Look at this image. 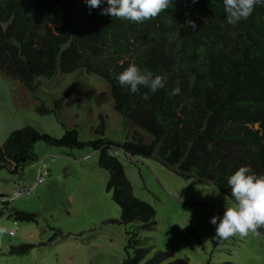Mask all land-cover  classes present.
Segmentation results:
<instances>
[{
	"label": "trees",
	"instance_id": "1",
	"mask_svg": "<svg viewBox=\"0 0 264 264\" xmlns=\"http://www.w3.org/2000/svg\"><path fill=\"white\" fill-rule=\"evenodd\" d=\"M188 19L196 22L195 31L180 27ZM131 63L166 76L165 87L153 94L122 86L117 77ZM79 70L107 82L129 125L127 139L104 138V118L95 128L101 137L91 141L79 140L76 127L57 138L25 125L0 145V169L23 170L36 158L33 148L40 140L69 149L89 145L109 172L120 222H139L144 231L154 229L155 209L134 195L123 164L110 152L114 146L132 158L155 159L183 177L210 183L231 200L227 179L241 165L264 175V6L233 27L223 0H172L165 12L142 24L101 15L100 9L90 13L85 0H0V71L20 82L26 104L43 115L65 111L81 99L71 96L73 87L55 97L52 107L35 93L44 80H64ZM177 86L180 94L172 95ZM14 216L36 219L28 211ZM260 232L264 235V228ZM31 248L21 243L11 252ZM127 248L134 252H127L122 264H139L150 253L135 232ZM170 256L158 251L146 264H190L186 258L166 262Z\"/></svg>",
	"mask_w": 264,
	"mask_h": 264
},
{
	"label": "rangeland",
	"instance_id": "2",
	"mask_svg": "<svg viewBox=\"0 0 264 264\" xmlns=\"http://www.w3.org/2000/svg\"><path fill=\"white\" fill-rule=\"evenodd\" d=\"M69 87L80 101L61 113L43 115L26 104L20 82L0 71V145L25 125L57 138L76 127L79 140H95L101 137L95 128L102 118L104 138L127 139L129 125L117 111L107 82L95 75L79 70L64 80L56 76L44 80L35 94L52 107L54 98ZM33 151L36 158L23 170L0 169V264H122L127 252H134L127 248L131 232L150 248L139 264L158 251L171 253L166 262L186 258L190 264H264L263 234L213 239L215 225L210 219L222 217L225 202L232 200L210 183L112 147L134 195L155 209L156 225L144 231L139 222H120L121 209L108 189L109 172L100 167L99 152L93 147L69 149L40 140ZM17 210L34 212L35 221L17 219ZM21 243L32 248L12 253L11 246Z\"/></svg>",
	"mask_w": 264,
	"mask_h": 264
},
{
	"label": "clouds",
	"instance_id": "3",
	"mask_svg": "<svg viewBox=\"0 0 264 264\" xmlns=\"http://www.w3.org/2000/svg\"><path fill=\"white\" fill-rule=\"evenodd\" d=\"M91 13L92 9H100L101 15H108L115 19L142 24L155 19L172 6V0H85ZM197 0H192L195 4ZM106 3V7L102 5ZM226 20L235 27L242 20L248 19L256 6H264V0H223ZM180 27L197 29L196 22L188 19ZM122 86H127L131 92L136 93L141 87L151 93L165 87L167 77L151 71H142L135 63H131L117 77ZM172 95H179V86L172 89ZM148 99V93L143 94ZM231 190L232 202H225L222 217L213 216L210 223L215 225L213 239L218 242L226 241L239 235L245 238L249 233L260 235L264 228V175H257L250 166L241 165L227 179ZM216 192L218 195V191ZM205 193V192H204ZM207 194V193H205ZM3 229H0L2 231Z\"/></svg>",
	"mask_w": 264,
	"mask_h": 264
}]
</instances>
